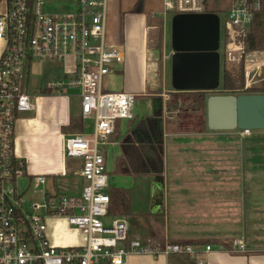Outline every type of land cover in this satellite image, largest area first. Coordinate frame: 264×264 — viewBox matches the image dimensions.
I'll return each mask as SVG.
<instances>
[{
  "label": "crops",
  "instance_id": "1",
  "mask_svg": "<svg viewBox=\"0 0 264 264\" xmlns=\"http://www.w3.org/2000/svg\"><path fill=\"white\" fill-rule=\"evenodd\" d=\"M117 2L108 0L107 40L122 47L125 61L117 74L108 77H121L126 93L143 106L138 110L135 105L133 119L129 120L132 126L119 137L117 123L115 134L103 149L107 173L113 171L108 174L109 215L127 219L129 228L136 225L129 232L130 238L213 247L211 253L195 259L132 256L127 264H264V144H257L258 139L264 142V132L255 137L252 133L243 136L238 130L230 132L232 143L225 146V133L178 128L182 100L173 104L178 92L171 86V68L168 72L172 49L167 52L168 16L162 15V1L150 17L130 12L131 5L123 4V10ZM5 11L6 2L0 0V15ZM150 19L163 24L164 37L158 35L154 40L150 35L157 28L149 24ZM4 47L0 41V58ZM259 56L258 69L264 66V54ZM44 62L49 63H33L28 76L35 110L19 115L16 125V153L24 160L28 174L23 190L27 193L28 188L34 189L35 178H46L41 192L29 197H39L40 202L45 194L81 195L86 185L80 176L82 161L66 157L65 140L77 134L89 136L85 120L71 111L72 92L56 94L48 88L51 80L64 78L62 64ZM263 73L260 69L254 87L264 86ZM31 79L39 82L29 91ZM73 92L80 98L77 91ZM160 113L162 152L142 143L137 135L139 123ZM224 163L232 165L226 171L229 175L224 173ZM47 224L48 240L56 248H80L87 242L66 219L50 218ZM239 242L245 243V253L236 250Z\"/></svg>",
  "mask_w": 264,
  "mask_h": 264
},
{
  "label": "built area",
  "instance_id": "2",
  "mask_svg": "<svg viewBox=\"0 0 264 264\" xmlns=\"http://www.w3.org/2000/svg\"><path fill=\"white\" fill-rule=\"evenodd\" d=\"M74 4L66 13H46L49 2ZM221 20V47L226 67L239 69L262 53H249L247 39L263 0H226ZM0 15V264H127L132 256H185L195 259L212 252L211 245H189L155 238H130L127 219L111 218V198L103 149L121 120L133 119L136 97L103 92V79L119 72L125 53L107 40L108 0H5ZM209 0H162V15L205 14ZM263 55V54H262ZM62 64L64 78L51 80L52 93L77 91L83 120L94 117L93 138L77 134L65 140L68 159L82 161L86 182L79 197L44 195L32 203L20 180L28 178L26 164L16 153L19 115L35 110L28 76L35 62ZM252 83H246V89ZM250 136V130L240 131ZM46 184L34 179V189ZM30 189L28 188V191ZM37 191H34L36 193ZM50 218L66 219L87 243L80 248H56L47 237ZM236 250L246 252L243 242Z\"/></svg>",
  "mask_w": 264,
  "mask_h": 264
},
{
  "label": "water",
  "instance_id": "3",
  "mask_svg": "<svg viewBox=\"0 0 264 264\" xmlns=\"http://www.w3.org/2000/svg\"><path fill=\"white\" fill-rule=\"evenodd\" d=\"M171 86L178 93H213L206 105L213 132L264 130V95H219L221 19L218 14H179L170 25Z\"/></svg>",
  "mask_w": 264,
  "mask_h": 264
},
{
  "label": "rangeland",
  "instance_id": "4",
  "mask_svg": "<svg viewBox=\"0 0 264 264\" xmlns=\"http://www.w3.org/2000/svg\"><path fill=\"white\" fill-rule=\"evenodd\" d=\"M117 1L118 2L116 3V5L119 6V7L122 5V9L123 10H124V7H123L124 5H131V7H130L131 11L130 12H132L134 10V6L138 2V0H123V1H121L122 4H120V0H117ZM161 1L162 0H144L143 14L146 17H150V15H151L150 13L155 12V11H157L160 8L161 5H159V4H160ZM150 5H151V7H150ZM208 7H209V10L218 11L217 14L219 15L220 19L223 20L224 14H225L224 11L227 8V1L226 0H209ZM73 8H74V4H72L70 2L57 1V2H49V3H47L45 5V7H44V11L46 13L60 14V13L69 12ZM129 10H125V12H127ZM173 17H174V15H168V18H167V24H168V34L167 35H169L168 36L169 37V41H170V25H171V20H172ZM160 19H162V18H160ZM149 24H151V26L152 25H157L156 26L157 28L151 30V32H150V35H154V40L158 39V35H163V37H164V34H165L166 30L163 27V24H162V28H161V26H159V25H161L160 22L156 21V20H154V22H153L152 19L149 20ZM170 46L171 45L169 43V47L167 48V52L171 51V47ZM262 54H264V53H262ZM220 55H221V68H222V73H223V70H224V68L226 66L225 61H224V55H223V47H222V49H220ZM161 56H162L161 57V64L163 65V62H162V60L164 58V52L163 51H162ZM259 58H260V56H259ZM262 59H264V58H262ZM258 60H260V59H258ZM43 63H45L47 65V63H49V62H43ZM161 64H160V67H162ZM255 65H259V63L255 64ZM170 68H171V64H170V61H169V63H168V72H170ZM260 69L262 71H264V66H262ZM260 69H258V67L256 68L255 66L253 67L252 65H250V67H249L250 76L249 77L247 75V71H245L246 83H248V81H250L252 83V85H253V86L250 87L252 89H260V90L264 89V86L254 87V84L256 83V81L258 79V76H259L258 72L260 71ZM253 70H254V73H252ZM238 72H239V70L233 71V73H235V74H237ZM262 77L264 78V73H263ZM248 78H249V80H248ZM38 82L39 81H37V80L31 79L30 80V85H29V91H32L34 89L33 87L36 84H38ZM123 85L124 84H123V80H122L121 77L113 78V77H108L107 76L106 78L103 79L102 90H103V92L113 91L115 93L126 92L127 89H125ZM67 92H69V91L67 90ZM70 92H72V96H70V103H71V106H72L71 111H72L73 114H76V115H79L80 117H82L81 108H80V101L81 100H80L79 97L73 96V94H75V92H73V91H70ZM142 106H143V102H140V101L136 102V107H137L138 110ZM189 111H193L194 113L190 114ZM196 111H197V107L194 108L191 104L190 105L189 104H184V103H183V105L181 104L180 112H182V113H180V112L177 113V118L179 119V117H180V119L178 121L180 123V126L178 128H181V126H182L184 128H187V129L191 128L192 131L201 130L202 129L201 112L198 113ZM24 114H26V113H24ZM190 117H194L195 121H191ZM132 122L133 121H129V120L118 121L117 122L118 123L117 136L119 137V136H122L123 134H125V132L128 130V128L132 126ZM83 125L86 126L85 131H86L87 134H89V136H86V137L92 139L93 138V132H94V117L91 116L90 118H88L86 121H84ZM231 132H233V131H231ZM251 132H252V135H253L252 137H255V134H257V133L262 134L264 132V130L251 131ZM220 133H225L224 135H222V137H224V141H222L223 144L225 146L230 145L232 143V141H230L229 139H230V137H232L233 134L230 133V132H220ZM258 136H260V135H258ZM255 140H257V139H255ZM258 142L259 143H257V144H264V142L260 143L259 139H258ZM108 150H110L109 147L107 148V151ZM107 154H108V152H107ZM223 168L225 170L224 173H226V171H228V170H230L232 168V165L224 163V167ZM111 172H113L112 169L111 170L109 169L107 174H110ZM226 174L229 175L228 173H226ZM23 184H25V182L22 179V180H20V189H23V187H24ZM34 191H37L39 193V192H41V188L38 189V190L31 189L26 194H29L28 197H31V195H34ZM38 202H40L39 197L32 198V200H31V204L32 203H38ZM134 227H136V225L131 224V227H130V231L131 232L133 231Z\"/></svg>",
  "mask_w": 264,
  "mask_h": 264
},
{
  "label": "trees",
  "instance_id": "5",
  "mask_svg": "<svg viewBox=\"0 0 264 264\" xmlns=\"http://www.w3.org/2000/svg\"><path fill=\"white\" fill-rule=\"evenodd\" d=\"M144 10V0H138L133 13H143ZM218 11L209 10L207 8V13H215ZM225 12V11H224ZM162 28V23H160ZM247 51L249 53H264V0L261 11L256 16L251 31L247 39ZM239 70L237 74L233 71ZM245 68L241 66L239 69H229L225 66L221 83L222 87L216 94L219 95H249V94H262L264 95V89H246V76ZM215 94V93H214ZM213 95V93L205 92H194V93H176L174 105L177 104V100H182V105L191 104L194 108L197 107L198 113L201 112L202 129L200 131L208 130L207 127V112L206 105L208 98ZM189 113H194L189 111ZM162 113L155 115L153 118H147L137 125V135L140 136L141 142L144 144H149L158 149L160 152L163 151V126L160 118ZM191 121H195L194 117H190ZM205 243V242H203Z\"/></svg>",
  "mask_w": 264,
  "mask_h": 264
},
{
  "label": "bare ground",
  "instance_id": "6",
  "mask_svg": "<svg viewBox=\"0 0 264 264\" xmlns=\"http://www.w3.org/2000/svg\"><path fill=\"white\" fill-rule=\"evenodd\" d=\"M258 59H259V56L252 58V59L248 62V70H249L250 64H253L252 66L254 67V66H256L255 64H257V63L260 64V63H261L260 60H258ZM253 61H255V63H254ZM249 73H250V72H249ZM249 76H250V75H249Z\"/></svg>",
  "mask_w": 264,
  "mask_h": 264
},
{
  "label": "flooded vegetation",
  "instance_id": "7",
  "mask_svg": "<svg viewBox=\"0 0 264 264\" xmlns=\"http://www.w3.org/2000/svg\"><path fill=\"white\" fill-rule=\"evenodd\" d=\"M168 33V32H167Z\"/></svg>",
  "mask_w": 264,
  "mask_h": 264
}]
</instances>
